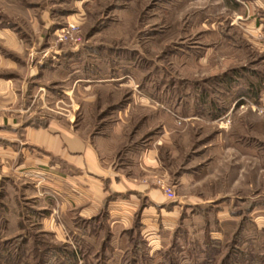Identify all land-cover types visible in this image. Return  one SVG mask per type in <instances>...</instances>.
<instances>
[{
	"label": "rangeland",
	"instance_id": "374dc122",
	"mask_svg": "<svg viewBox=\"0 0 264 264\" xmlns=\"http://www.w3.org/2000/svg\"><path fill=\"white\" fill-rule=\"evenodd\" d=\"M20 1L0 0V25L21 19ZM113 4L88 3L84 27L107 21L93 39L113 53L92 66L82 62L81 74H74L78 92L64 94L51 83L34 111L73 118L82 134L113 138L119 161L127 152L156 149L162 173L155 184L162 179L175 197L210 201L193 211L204 219L215 208L241 210V218L222 222L219 239L209 231L220 223L205 221L201 237L182 233L158 251L108 247V239L90 231L74 236L62 222L66 236L58 240L32 218L19 241L0 236V253L8 264H264V104L249 103L255 102L252 85H260L259 95L263 90L264 29L253 37L246 8L236 0H119L118 12L109 10ZM67 23L75 22L59 28ZM85 68L92 70L90 82ZM221 197L227 199L219 204Z\"/></svg>",
	"mask_w": 264,
	"mask_h": 264
},
{
	"label": "crops",
	"instance_id": "0c3cea01",
	"mask_svg": "<svg viewBox=\"0 0 264 264\" xmlns=\"http://www.w3.org/2000/svg\"><path fill=\"white\" fill-rule=\"evenodd\" d=\"M91 1L40 0L31 4L22 0L17 5L21 19L9 18L0 25V236H25L24 221L36 218L40 230L58 240L66 236L62 222L74 236L90 231L91 236L108 239V247L158 251L182 233L201 237L205 221L207 225L220 223L215 232L209 231V238L219 239L225 230L222 222L239 220L243 211L230 214L215 208L204 219L193 211L210 201L168 199L154 183L162 173L156 149L127 152L119 161L113 153V138L82 134L73 118L34 111L49 94L51 83H57L64 94L78 92L80 79H74V74H81L82 62L92 66L113 53L107 43L93 39L96 32L106 29L107 21L101 19L84 31ZM236 1L246 8L242 15L250 19L249 27L257 37L260 28L264 29V0ZM109 10H122L119 0ZM65 22L80 24L84 42L62 45L55 41V30ZM86 74L90 82L92 70ZM249 103L264 104V82L258 100ZM226 199L221 197L219 204ZM206 209L211 211V207ZM135 237L138 240L133 241Z\"/></svg>",
	"mask_w": 264,
	"mask_h": 264
},
{
	"label": "built area",
	"instance_id": "2783aa9c",
	"mask_svg": "<svg viewBox=\"0 0 264 264\" xmlns=\"http://www.w3.org/2000/svg\"><path fill=\"white\" fill-rule=\"evenodd\" d=\"M77 33H78V25L75 23H67L65 27L63 26L55 30V37L56 40L61 43H66L70 41L74 43V42H78L79 40L76 36ZM78 44H80V42L76 43V45ZM155 186L161 189L168 199L172 200L175 198V194L171 186H169V184L166 183L164 180L159 179L155 184Z\"/></svg>",
	"mask_w": 264,
	"mask_h": 264
},
{
	"label": "trees",
	"instance_id": "16d2710c",
	"mask_svg": "<svg viewBox=\"0 0 264 264\" xmlns=\"http://www.w3.org/2000/svg\"><path fill=\"white\" fill-rule=\"evenodd\" d=\"M255 87V100H257L259 98V94H258V91L260 90V85L257 84V85H252ZM20 237H17L16 240L19 241ZM255 259V257H252V261ZM0 264H8V262L6 261V258L2 255V253H0Z\"/></svg>",
	"mask_w": 264,
	"mask_h": 264
}]
</instances>
